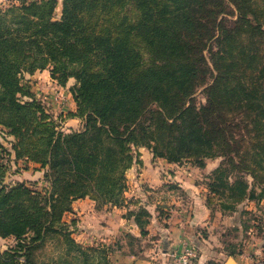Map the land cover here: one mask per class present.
Returning a JSON list of instances; mask_svg holds the SVG:
<instances>
[{"label": "trees", "instance_id": "1", "mask_svg": "<svg viewBox=\"0 0 264 264\" xmlns=\"http://www.w3.org/2000/svg\"><path fill=\"white\" fill-rule=\"evenodd\" d=\"M10 1L0 9V134L14 138V158L1 141L0 151L13 165L47 169L49 187L6 183L0 162V237L17 246L0 252V264H44L33 253L55 235L80 264H110L111 247L78 243L65 216L86 197L129 206L125 173L140 162L139 147L200 168L222 159L207 176L212 209L218 195L232 203H220L223 211L264 201V7L256 0H64L60 19L56 0ZM43 70L61 86L75 79L68 117L80 130L51 120L22 83ZM202 88L205 103L195 97ZM131 204L124 216L146 236L150 214Z\"/></svg>", "mask_w": 264, "mask_h": 264}, {"label": "crops", "instance_id": "2", "mask_svg": "<svg viewBox=\"0 0 264 264\" xmlns=\"http://www.w3.org/2000/svg\"><path fill=\"white\" fill-rule=\"evenodd\" d=\"M9 1L0 0V6ZM26 78H30L35 96L53 107L55 118L62 119L60 122L65 131H77L82 128L80 119L68 117V113L76 112L77 109L71 91L75 85V79H70L66 86H61L51 77L49 70L37 71L32 75L27 74ZM57 86L61 87L66 95V103L63 105L52 102V93ZM7 139L14 140L13 137ZM9 141L7 144L2 143L12 152V158H14ZM137 152L140 162L134 163L125 173L128 187L125 196L130 203L129 206L122 209L111 208L108 211L111 218L103 223L98 222L100 219L98 220L97 204L91 197L74 200L72 211L68 215L77 220L75 240L82 245L111 247L113 252H110L108 256L110 264H172L170 255L182 252L189 247H192L198 255L192 264H210L208 260L211 257L221 261L223 252L214 255L210 253L208 246L212 243L209 239H213L212 234L210 235L212 228L214 225L224 224L221 218L225 219L227 215L226 211L220 207L212 209L208 205L210 194L206 183L202 182V176L206 178L210 175L222 159L207 160L206 166L200 168L192 163H169L163 158H155L153 153L145 147L137 148ZM21 164L22 162H19L18 166ZM37 166L34 164V167ZM30 167L33 168V164H30ZM132 200L140 202V205H143L150 214L146 236H142L141 229L133 220L123 216L127 208L132 207ZM164 211L169 212L168 217H163ZM119 228L129 229L130 234L142 244L140 251L128 250L124 241L111 239L115 236L114 234H117ZM147 242L149 244L145 245ZM237 245L230 246L232 252ZM252 246H255L253 252L260 251L256 244ZM235 257L233 259L230 256L223 264H230V259H233L235 264L260 263L258 255L256 260L248 253H240Z\"/></svg>", "mask_w": 264, "mask_h": 264}, {"label": "rangeland", "instance_id": "3", "mask_svg": "<svg viewBox=\"0 0 264 264\" xmlns=\"http://www.w3.org/2000/svg\"><path fill=\"white\" fill-rule=\"evenodd\" d=\"M63 1L64 0H56L57 5H56V10L54 12L55 19H60L61 17ZM256 1L259 7L261 8L264 7V0H256ZM10 4H11V1L0 6V9L5 8L9 6ZM206 56L208 57L207 59L210 62V57H209L208 52H206ZM27 81L30 83L31 82L30 78L24 77V79L22 80V83L24 85H28ZM36 81H39V80H36ZM34 84L35 82L33 83V85ZM195 97H196L197 102L205 103L206 96H205L204 88L198 90L197 93L195 94ZM40 103L43 104L47 112L51 115V120H54L58 125L60 124L62 126V122H60L62 121V119L55 118L56 115L54 114L55 112H53L55 111L53 110V107L49 106L47 103H45L42 100H40ZM59 130H60V127H59ZM0 141L3 142L4 144H7V141L9 140L3 134H0ZM0 162L1 164L6 165V168L4 169V172H5L4 179L6 183L26 181L30 183H36L35 188L43 189V188L49 187V182L45 179V172L47 171V169L40 168L39 165L37 167H34V164H33V168L30 167L29 169L23 168V164H21V166L13 165L10 163L9 156L6 153H3L1 151H0ZM184 162L192 163V160L182 161V163ZM246 179H248V181L252 183V178L246 177ZM202 182L203 183L205 182L207 184L210 182V180L207 179V176L206 178L205 176H202ZM258 187L259 185H257V192L259 193ZM224 190L226 191V196H227L229 194L228 193L229 191L226 189ZM222 191H223V188L222 187L219 188V192H222ZM218 196H216V200L213 201V203L217 207H221L220 203H226L227 205L232 204L231 202L227 201L226 197L219 198ZM257 200H252V199L251 200L250 199L241 200L240 203L237 204V208L235 210L226 211L227 217L225 219L221 218L222 220H224V224L214 225V228H212V231L210 232V235L212 234L213 239H209V241H211L212 243L208 247L210 249V253H213L214 255H216L220 252H223L224 256L221 259V261L219 260L217 261L215 260V257H211L209 258L208 263L223 264L225 260L228 259L230 256L231 258L235 259L236 258L235 256H239L240 253H248L252 255V257L254 256L255 260L258 259L257 258V255H258L259 257L258 260L260 262L259 264H264V201L257 202ZM104 202H105L104 200H99L98 204L96 203L97 204L96 207L99 212L98 220L100 219L98 222H103V223H105L104 221L109 220V218H111L108 215V211L111 208H119V209L123 208L122 205L111 206L109 203H106V202L104 203ZM104 207H108V209L105 210ZM126 212L124 213V215H126ZM168 213H169L168 211H164L162 213L163 217H166V215L168 216ZM118 215H120V213ZM217 218H219V216ZM65 219L67 223L69 224L70 230L72 231V237L75 239L76 235L74 234L76 233L77 220L74 219L75 224L72 225L73 222H72V218L70 215L67 214L65 216ZM129 233H130L129 229L125 228L121 230V228H119L117 234H114L115 236H113L111 239H115L116 241L117 239H120L124 241L125 246L128 250L136 251V252L140 251L141 250L140 247L142 246V244L138 243L136 239L131 238L130 236H127ZM201 234L202 236H204L203 232ZM252 241L254 243H252ZM148 244H149L148 242L145 243V245H148ZM233 244L235 245L238 244V245L236 246V249L233 250L232 252V249H230L231 248L230 246ZM252 244H256V247L259 248L260 251L258 253L253 252V249L255 248V246H252ZM84 246L92 247L91 245H88V244ZM67 247L68 246L64 244V239H62L60 236L55 235L54 238L47 239L46 243L42 245L41 247H39L38 249H36L33 255L36 261H39V263H44V264H53V263L56 264L60 261H64L65 259L66 261H64L63 264L65 262H67L68 264H80L76 259V258H79L80 260H82L79 254L75 253L73 249L70 251H67ZM11 248L17 249L15 240L13 238L3 239L0 237V252L6 251ZM218 249L219 251H217ZM84 251L90 253V256L92 257H97L91 250L85 249ZM18 254L19 256L23 255L24 250L20 251ZM22 259L23 258H21V260ZM90 263H93V264L96 263V259L91 260ZM248 263L250 262L248 261ZM232 264H235V263H232Z\"/></svg>", "mask_w": 264, "mask_h": 264}, {"label": "built area", "instance_id": "4", "mask_svg": "<svg viewBox=\"0 0 264 264\" xmlns=\"http://www.w3.org/2000/svg\"><path fill=\"white\" fill-rule=\"evenodd\" d=\"M52 102L57 105H63L66 103V95L62 88L57 86L52 93ZM172 264H192L197 259V253L192 248H186L182 252L172 253L171 255Z\"/></svg>", "mask_w": 264, "mask_h": 264}, {"label": "water", "instance_id": "5", "mask_svg": "<svg viewBox=\"0 0 264 264\" xmlns=\"http://www.w3.org/2000/svg\"><path fill=\"white\" fill-rule=\"evenodd\" d=\"M229 262H230V264H232V263H234V260H233V259H230V261H229Z\"/></svg>", "mask_w": 264, "mask_h": 264}]
</instances>
